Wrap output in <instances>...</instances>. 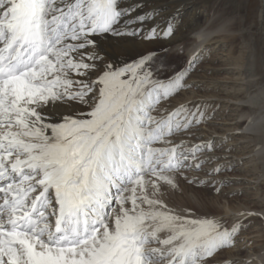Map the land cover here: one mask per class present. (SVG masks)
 <instances>
[{"label":"snow or ice","instance_id":"6c2138e0","mask_svg":"<svg viewBox=\"0 0 264 264\" xmlns=\"http://www.w3.org/2000/svg\"><path fill=\"white\" fill-rule=\"evenodd\" d=\"M158 19L144 0H0V264H205L234 244L239 227L179 215L157 195L202 168L205 145L169 139L197 113L153 114L199 57L164 78L147 57L104 63L107 35L173 36V19ZM58 103L80 108L44 111Z\"/></svg>","mask_w":264,"mask_h":264},{"label":"rangeland","instance_id":"374dc122","mask_svg":"<svg viewBox=\"0 0 264 264\" xmlns=\"http://www.w3.org/2000/svg\"><path fill=\"white\" fill-rule=\"evenodd\" d=\"M211 1L182 0V3L197 5L200 8L201 23L198 27L207 28L210 25L217 30L220 29L221 32L213 33L212 37L215 36L213 40H209L201 46L200 52L203 55L199 58L198 67L187 81L188 86L181 90L178 95H174L170 99L165 98L153 114L159 118L169 113L173 106L172 111L182 105L188 107L192 112L197 113L198 117L195 122L196 125L194 123L189 131L200 132L199 138L201 140L196 142V140L184 138L177 142V145L182 143L212 145L216 141L219 147L218 151L210 148L203 155L197 153L196 158L199 163L203 162V169L209 167V169H216L225 163L230 165L223 166L219 172L214 171V175H203L204 171L201 169H182L180 174L176 175L175 184L164 185L160 191L165 194H177L181 197L180 195H185L184 185H189L193 187V191H190L189 195L195 203H198L199 199L194 191H199L201 192V200H205V202H212L220 207L225 204L234 208L233 212H229L230 218L225 215H217L211 218L218 222L223 220L220 223L221 227H226L229 230L239 224V231L234 237V244L218 251L213 258L206 259L205 263L232 264V255L240 248L243 250L241 255L252 252L249 247L250 242H253L252 244L255 245V248L257 247V250L262 249L261 234L264 227V215L261 211H256L253 208L256 201H262L264 198V160H260L262 153H257L254 149L256 148L254 141L238 137L239 132L248 135L256 134V132L248 129L231 130L230 126L238 120L248 119L247 116L242 115L234 119L237 112L235 110L236 105L232 103L245 107L250 104V97H255L259 91L264 90V72H262L257 76V79L263 80L261 85L249 90L251 93L246 97L242 96L243 99L235 101L236 99L232 98L235 95V89H237L235 88L236 85L239 87L243 85V89H246L244 87L246 85L245 78L249 74L248 68L253 63L251 59L256 60L261 57L258 60L264 65V16H260L264 9V0ZM207 2L210 3L207 4ZM191 15L192 11L190 10L184 19ZM224 29L230 30L234 34L243 33L244 37L231 42L227 37V34L230 35V33L223 31ZM165 48H155L147 61L154 72V78L171 77L174 72L186 68L193 59L188 57L187 51L184 49L175 53L174 50ZM259 101L258 99L252 107L259 110L258 114H264V107L259 106ZM227 102L235 107L224 105ZM201 114L203 115L202 120L200 119ZM248 122L247 120L244 126H247ZM213 127H216L218 132H214ZM185 131L187 130L173 135L170 141H178L184 137ZM221 137L225 142L217 143V139ZM155 144L154 146L158 148L162 145L161 142ZM250 149H254V151L248 153ZM251 157L258 159L257 165L254 162H248ZM215 162H217L216 165ZM245 203H250L248 206L251 205L252 209L251 207L248 208ZM231 216L235 217L231 219ZM241 259L245 263L248 262L247 264H253L252 259H246L244 256L237 258V261Z\"/></svg>","mask_w":264,"mask_h":264},{"label":"bare ground","instance_id":"6f19581e","mask_svg":"<svg viewBox=\"0 0 264 264\" xmlns=\"http://www.w3.org/2000/svg\"><path fill=\"white\" fill-rule=\"evenodd\" d=\"M144 3L147 8L157 9L159 13V19L155 21V23H159L161 27L165 25V20L171 17L173 19L174 24L177 26V30L175 31V34L171 36L170 38H154V39H146L145 38V36L147 35L146 31L141 33L140 35H131V34L107 35L103 37V39L100 40V46L104 51V63L105 64L109 62H112V63L132 62L140 57H147L148 59L146 60V63L149 66V62L147 61L149 60L150 53L154 51L155 48H159V47H164V48L166 47L165 49L168 48L169 50H174L175 53L178 50L184 49L187 51L188 57L194 58L198 56L200 58L203 55V53L200 52L201 46L207 43L209 40H213V38L215 37V36L212 37L213 33L221 32L220 29L217 30L215 27H210V25H209L210 28L209 27L207 28L198 27L199 24L201 23V18H200L201 10L197 5H190L188 3H182V0H144ZM208 3L210 2H207V4ZM263 8H264V5H263ZM190 10L192 11V15L188 16L187 19H184L186 14ZM260 16H264V9L261 11ZM153 26H154V22L149 21L145 23L144 28L148 29ZM223 31L230 33V35L227 34V37L230 39L231 42H234L236 39H240L244 37L243 33L234 34L230 30L228 31L226 29H224ZM230 57H231V54H230ZM259 58H257L256 60L251 59L253 63L251 64V67L248 68L247 71L249 74L247 75V78H245L246 85H244V87L246 89H243V85H241L240 87L239 85L235 86V88L237 89H235L236 92H235L234 97L232 96V98L236 99L235 101L239 99H243L242 96L244 97L248 96L251 93L249 90H251L253 87L261 85V83L263 82V80H261L260 78L257 79V76L259 74H262V72H264V65H262L259 62L258 60ZM263 96H264V90L262 89L261 91L258 92V94L255 97L252 96L249 98L250 104H248L245 107L244 106L241 107L237 103L236 104L232 103L236 105L235 110L237 112L234 119L242 115V116H247L248 118L247 120L249 122L247 123V126H244L247 120H238L230 126L231 130L248 129V130L256 132V134L254 133L253 135H248L246 133L239 132L238 137L247 138V139H250L251 141H254L255 143L254 147H256L254 149L256 150L257 153H262V157L260 158V160L261 159L264 160V114H261V113L258 114L259 110L255 107H252V105L259 99L260 101L258 102V104L261 108H263L264 107V97ZM232 104L229 105V103L227 102L224 105L235 107V106H232ZM79 108L80 106L78 104L58 103L55 105H50L49 107L44 109V111L46 113H49L52 117L58 119L60 116L70 115L74 113L75 111L79 110ZM172 108L169 110L170 112L172 111ZM242 110L244 113L242 112ZM197 118L198 117L196 116V120ZM194 125H196V123ZM213 128L215 129L216 127H213ZM185 132L186 133H184L183 135L184 137H181L178 141H175V140L171 141V146H182V147H178V150H184V149L198 145L194 143H189V144L182 143L180 145H177V142H179L180 140L184 138L185 139L188 138L192 141L196 140V142L201 140V138H199V136H201L200 132H191L189 131V129H187V131ZM214 132H218V131L215 129ZM218 142L222 143V142H225V140L221 137L217 139V143ZM161 144L162 145L160 147L170 146L169 144H165V143H161ZM203 145H205L206 147L197 152L202 155L207 153V151L210 150V148H212L215 151H218V148H219L218 144H216V141L212 145L211 144H203ZM254 149L252 150L250 149L248 153L253 152ZM215 153H218V152H215ZM196 159L193 161V163H199L198 159L197 160ZM257 161L258 159H256L255 157L254 158L251 157V159L248 160V162H254L256 163V165H257ZM214 164L216 165L217 162H215ZM223 166L227 167L230 165H228V163H225ZM223 166H220V167L222 168ZM209 168L208 169L207 168L203 169V167L201 168V170L204 171L203 175H214L215 173L213 171L214 169H209ZM188 169L195 170L196 168L193 167V168H188ZM183 189H184L185 195H180L181 197H179V195L177 194L176 195L170 194V193L165 194L160 190L157 195H158V198L164 204H166L170 210L175 211L179 215H186L192 218H208V219H211L212 217L217 216V215H220V216L225 215L227 218H230L229 212L230 211L233 212V209H234V208H231V206L224 204L223 207L222 206L220 207V206H217L215 203L205 202V200H201V192L199 191L198 192L194 191L195 195L199 199L198 203H195L194 201H192V197H190L189 195V192L193 191V187L189 185H184ZM248 204L250 203H247L246 206H248ZM250 207L251 205L248 206V208ZM253 209L256 211H261L262 215H264V198L262 201L261 200L256 201ZM233 217L231 216V219ZM221 221H219V223H221ZM238 225L236 224V226L234 227H238ZM166 234L167 233H162L161 236L166 235ZM261 237H262V240H261L262 249H260L261 251L258 249L260 252L256 249L257 247L255 248V245L252 244L253 242H250L249 247L250 249H252L251 250L252 252L246 253L245 255H241L243 253V250L240 248L237 252H235L232 255L231 263L232 264H247L248 262L245 263L242 261V259L240 261H237V258L239 257L242 258V256H244L246 257V259H252L253 264H264V227L262 229ZM152 246L159 247L160 245L153 244Z\"/></svg>","mask_w":264,"mask_h":264}]
</instances>
